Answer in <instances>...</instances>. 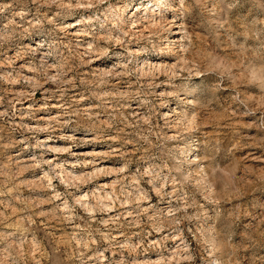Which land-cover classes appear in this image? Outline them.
I'll use <instances>...</instances> for the list:
<instances>
[{
	"label": "clouds",
	"instance_id": "9594fccd",
	"mask_svg": "<svg viewBox=\"0 0 264 264\" xmlns=\"http://www.w3.org/2000/svg\"><path fill=\"white\" fill-rule=\"evenodd\" d=\"M0 264H264V0H0Z\"/></svg>",
	"mask_w": 264,
	"mask_h": 264
}]
</instances>
